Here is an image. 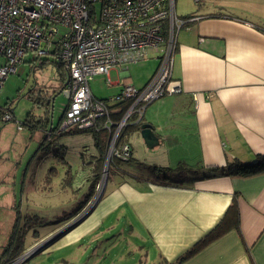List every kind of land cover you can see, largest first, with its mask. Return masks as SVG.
<instances>
[{"label":"crops","instance_id":"crops-1","mask_svg":"<svg viewBox=\"0 0 264 264\" xmlns=\"http://www.w3.org/2000/svg\"><path fill=\"white\" fill-rule=\"evenodd\" d=\"M196 3L198 12L189 14L191 18L179 16L186 22L177 35L172 77L181 91L163 96L153 114L149 106L154 109L159 99L145 108L142 121L149 133L140 129L124 138L132 149L131 166L142 155V168L130 167L128 173L136 183L123 180L111 189L87 218L92 222L88 228L78 232L77 225L41 248L48 252L72 246L60 255L61 264L83 254L88 256L83 264H129L138 250L143 256L135 264H156L160 257L173 262L216 225L233 196L242 242L235 229L229 230L182 264H264V169L218 172L232 159L255 163L257 156H264V29L256 26L264 24V0ZM116 68L119 77L128 76L120 67L111 70ZM123 82L117 79L111 85L117 92L125 85L135 87L128 79ZM179 163L183 170L174 177L183 184H164L150 171L155 165ZM205 172L213 176L202 178ZM115 196L116 202L109 200ZM119 209L137 222V228L129 227V236H134L111 241L102 254L95 238L80 249L77 240L93 234L97 223ZM105 233L111 235L115 228H105Z\"/></svg>","mask_w":264,"mask_h":264},{"label":"rangeland","instance_id":"rangeland-1","mask_svg":"<svg viewBox=\"0 0 264 264\" xmlns=\"http://www.w3.org/2000/svg\"><path fill=\"white\" fill-rule=\"evenodd\" d=\"M197 8L198 5L195 0H175V10L178 17L198 12ZM64 32L65 29L59 27V34ZM156 65L155 53L151 52L145 59L129 64L126 72L128 76L119 77L118 71L120 69L116 68V71H110L109 84L104 85L100 77L97 76L90 82L91 89L97 97L108 98L118 90L116 85H111L117 79L121 81L120 84L124 83V79H128L130 84L139 89L142 79L147 77L156 68ZM35 83L46 86L45 89L50 87L49 90L54 89L56 92L53 100V114L48 128L56 126L68 103L67 96L61 90L55 68L51 64L39 66V63L34 60L32 51L25 53L23 62L16 66V72L8 75L0 87V106H3L8 100L13 101L15 117L14 121L8 122H3L0 119V251L9 241L14 224H16V207L19 206L20 217L16 227V238L22 242L25 250L9 261L20 260L25 255L24 253L36 248L34 254L16 264H61L60 255L71 249L72 246L64 250L52 249L48 252L43 251L44 249L41 250V248L60 238L59 235L64 233L60 232L63 229L68 230L81 225L75 230L79 232L92 225V222L87 218L111 189L123 180L136 183L129 176L122 175L120 169L131 172L130 167L133 168L138 165V170H140L143 165L139 158L142 155H137L139 158L133 166H131L133 163H129L128 160L115 161L114 158L112 160L116 163L113 164L111 159H104L99 169V180L95 186V191L88 202L83 201L88 190L87 185L84 184L85 177L93 173L96 164L91 160H93V156L98 155L92 133L83 132L58 136L55 132L50 136L43 130L30 132L29 128L17 129V122L21 123L29 110L35 115H39L43 111V106H33L23 96ZM161 100H163L162 97L152 104L154 109L151 108V105L149 106L151 114L154 113V110L159 109L158 103ZM106 133V131H101L99 134L104 145H107L108 142L106 141ZM118 142L121 141L118 139ZM135 150L139 154V150L137 148ZM133 172L136 171L133 170ZM109 200L116 202L118 197H111ZM80 202H82L83 211L79 214L83 216L89 213L79 223H75L76 217L79 215L77 214L65 224H60L57 227L50 225V222L56 217L63 214L68 216L72 209L78 208ZM109 206L112 207L111 204ZM102 210L103 205L98 208V212L101 213ZM123 211L119 209L97 223L99 228L93 231V234H86L77 240V244H81L79 248L87 249L88 244L95 238L99 246L97 248L101 251L115 239L119 242V239L124 240L127 235L128 238L133 237L134 233L129 236V227L132 225L136 227L138 224L135 219L130 217V214L126 212L124 214ZM126 215L129 217V223ZM126 227L127 229H125ZM105 228H115V233L109 235L105 233ZM123 229L125 233L122 232ZM34 231H37L36 239L32 235ZM55 236L58 238H54ZM87 252L90 254L91 250ZM102 253L104 252L101 251ZM150 255H154L153 249L150 251ZM140 256L143 254H139L138 250L129 264H135V259L140 261ZM87 257V254L86 256L83 254L78 259L71 256L64 258H72L67 264H83L87 261ZM6 263L8 261L4 262V264Z\"/></svg>","mask_w":264,"mask_h":264},{"label":"built area","instance_id":"built-area-1","mask_svg":"<svg viewBox=\"0 0 264 264\" xmlns=\"http://www.w3.org/2000/svg\"><path fill=\"white\" fill-rule=\"evenodd\" d=\"M185 22L176 14L175 0H0V87L28 51L39 64L45 57L54 58L67 73L61 90L68 103L59 130L107 131L105 159L129 160L131 149L118 137L130 118L135 114L141 119L147 104L181 91L172 66L177 35ZM59 27L65 32L59 34ZM151 52L158 63L148 81L139 89L125 85L110 97L130 100L120 118L113 120L90 82L99 76L107 85L111 69L127 72L129 64ZM0 111L1 120L7 121L8 112ZM32 251L6 264L23 261Z\"/></svg>","mask_w":264,"mask_h":264},{"label":"trees","instance_id":"trees-1","mask_svg":"<svg viewBox=\"0 0 264 264\" xmlns=\"http://www.w3.org/2000/svg\"><path fill=\"white\" fill-rule=\"evenodd\" d=\"M189 18H191L190 15H189ZM256 26H258V28L264 29V24L263 25L258 24ZM157 63H158V60H157ZM45 64H51L55 68L57 79L59 80L61 87H62L64 82H65L66 76H67V73H66L62 63L59 61H56L52 57L51 58L45 57L42 59V62L39 64V66L45 65ZM45 88H46V86L44 87V85H38L35 83V85L31 86L23 94V96L26 97L32 103L33 106H36V107L39 105L43 106V111L41 112V114L35 115L31 110H29L26 113L22 122L21 123L17 122V123H19L22 128H29L30 132H34L35 130H43V131H45V133L47 135H50V136L53 135L55 132L58 136H61L63 134H73V133H83V132L92 133V136L94 139V144L98 149V155L93 156L92 157L93 160H91L94 164H96L93 168V173H91L85 177L84 184L87 185L88 190L85 193V197H84L83 201L88 202L91 199L92 193L95 191V186L97 185V182L99 180V169H100V166L102 165V163L104 162V159L106 157L105 155H106V151H107V145L106 144L104 145L102 140L99 138V134L101 133V131H104V130L94 132L93 129H79V128H75V127H69L66 129L62 128L59 130L60 124H61V121L63 118V114L59 118L58 123L56 124L55 127L50 126L48 128V124H50V121H51L50 119H51L52 114H53V100H54V96H55L56 92L54 91V89L49 90L50 87L49 88L47 87V89H45ZM122 89H123V87H121L118 92L112 94L110 97H113V96L120 94ZM110 97H108V98L101 97V98L106 102L107 107L109 108V111H110L109 116L113 120H118L120 118V116L123 114V112L126 110V108L129 106L130 100H128V99L127 100H110ZM155 100H157V99H155ZM154 101H152L151 103H153ZM13 103H14L13 101L8 100L5 102V104L3 106H0L1 107L0 110L7 111L8 114L10 115V118L7 121H3V122L14 121L15 117L13 114V107H14ZM151 103L147 104L146 107L149 106ZM2 114H3L2 111H0V119H1ZM142 118H143V116L141 117V119L138 120L137 116L134 114L130 118L129 123L121 130L118 139L121 142H126V140L124 138L127 136V134L130 131H136V130H140V129L142 130V128L144 126L147 127V125H144L145 122L142 121ZM107 137H108V133H106V141H107ZM126 143L129 145V147L131 149L130 144L128 142H126ZM131 157H132V150H131L130 158ZM114 158H112V159H114ZM117 160L123 161L119 158H115V161H117ZM131 160L132 159H130L128 161L131 162ZM115 161H113V164L116 163ZM177 166H179V167H177ZM176 167H177V169H176ZM176 167H171V166H167V165H162V166L155 165V166L150 167V171L157 178H159L161 180V182H163L164 184H166V183L173 184V185L183 184L184 183L183 179H176L174 177V175L176 176L178 173L177 170H183V168H182L183 164L179 163L178 165H176ZM262 169H264V156L259 155V156H257V161L255 163L241 162V161L232 159V160L228 161L227 165H225L218 172H219V174L232 175V174H243V173H248V172L252 173V172H256V171H261ZM120 171H121L122 175L127 176V177L129 176L128 175L129 172L127 170L120 169ZM191 172L195 173L197 171L191 169ZM212 176H213V173L205 172L202 175V178H208V177H212ZM129 178H134V176L129 177ZM191 179H193V178H191ZM18 207L19 206L16 207V211H15L16 224H14L13 231L10 235L9 241L7 242V244L4 247H2V252L0 254V264H4L5 261H9L10 259L16 257L20 253L22 254L23 251L25 250V247L23 246L22 242L18 238H16V236H17V228L16 227H17L18 219L20 217V213H19L20 210L18 209ZM82 211H83V206H82V202H80L78 208L72 209V211L68 213V216H64V214L61 216H58L50 222V225L57 227L60 224H65L68 222L69 219L70 220L73 219V217H76V215L79 214V212L81 213ZM87 214L83 215V216H81V214H79L76 217V220L74 219L75 223H79L84 217L87 216ZM15 229H16V232H15ZM234 229H235L237 235L239 236V238L242 242V235H241L240 225H239V212H238V206H237V201H236L235 196H233V198H232L229 206L225 210L222 218L201 239H199L196 243H194L187 251H185L182 255H180L178 258H176L173 262H167L163 257H160L156 264H182L185 260H187L191 256L198 253L202 248L207 246L209 243H211L215 239L219 238L223 234L227 233L229 230H234ZM64 231H66V229L65 230L63 229L62 233ZM36 232L37 231H34L32 233L34 238L36 236ZM62 235L63 234H60L59 236H62ZM54 238L57 239L58 237L55 236ZM96 243H97V240L95 241V244Z\"/></svg>","mask_w":264,"mask_h":264},{"label":"water","instance_id":"water-1","mask_svg":"<svg viewBox=\"0 0 264 264\" xmlns=\"http://www.w3.org/2000/svg\"><path fill=\"white\" fill-rule=\"evenodd\" d=\"M145 127V126H144ZM142 128V133H149L148 131H149V129L147 128V127H145V128Z\"/></svg>","mask_w":264,"mask_h":264}]
</instances>
